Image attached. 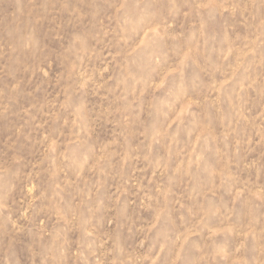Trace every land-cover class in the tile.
I'll list each match as a JSON object with an SVG mask.
<instances>
[{"label": "rangeland", "instance_id": "1", "mask_svg": "<svg viewBox=\"0 0 264 264\" xmlns=\"http://www.w3.org/2000/svg\"><path fill=\"white\" fill-rule=\"evenodd\" d=\"M0 264H264V0H0Z\"/></svg>", "mask_w": 264, "mask_h": 264}]
</instances>
